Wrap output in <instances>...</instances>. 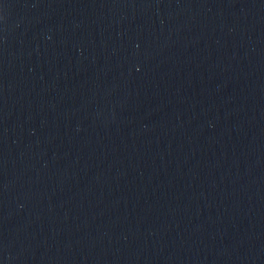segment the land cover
<instances>
[{"label":"water","instance_id":"1","mask_svg":"<svg viewBox=\"0 0 264 264\" xmlns=\"http://www.w3.org/2000/svg\"><path fill=\"white\" fill-rule=\"evenodd\" d=\"M0 264H264V0H0Z\"/></svg>","mask_w":264,"mask_h":264}]
</instances>
